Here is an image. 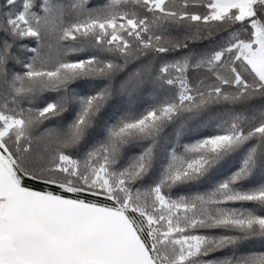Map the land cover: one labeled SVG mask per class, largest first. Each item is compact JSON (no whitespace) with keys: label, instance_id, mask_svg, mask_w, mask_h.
<instances>
[{"label":"snow or ice","instance_id":"snow-or-ice-1","mask_svg":"<svg viewBox=\"0 0 264 264\" xmlns=\"http://www.w3.org/2000/svg\"><path fill=\"white\" fill-rule=\"evenodd\" d=\"M257 242L264 0H0V264H264Z\"/></svg>","mask_w":264,"mask_h":264},{"label":"trees","instance_id":"trees-1","mask_svg":"<svg viewBox=\"0 0 264 264\" xmlns=\"http://www.w3.org/2000/svg\"><path fill=\"white\" fill-rule=\"evenodd\" d=\"M201 191H203V189H201ZM250 247V249L251 250H254V251H260V250H264V249H262L261 248V245L257 242L256 244H254V245H250L249 246ZM227 253H225V255H226ZM217 256H220L221 254H216Z\"/></svg>","mask_w":264,"mask_h":264}]
</instances>
